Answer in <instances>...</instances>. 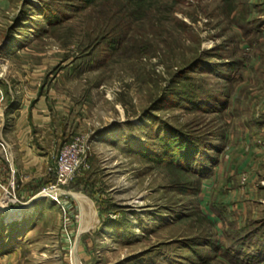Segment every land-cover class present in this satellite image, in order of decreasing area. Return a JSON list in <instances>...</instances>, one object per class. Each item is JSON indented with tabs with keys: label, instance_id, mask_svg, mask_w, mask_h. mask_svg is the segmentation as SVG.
<instances>
[{
	"label": "rangeland",
	"instance_id": "rangeland-1",
	"mask_svg": "<svg viewBox=\"0 0 264 264\" xmlns=\"http://www.w3.org/2000/svg\"><path fill=\"white\" fill-rule=\"evenodd\" d=\"M0 81V206L30 203L0 211V264H252L193 164L246 172L263 212L264 0H0ZM79 135L86 168L31 203Z\"/></svg>",
	"mask_w": 264,
	"mask_h": 264
},
{
	"label": "crops",
	"instance_id": "crops-1",
	"mask_svg": "<svg viewBox=\"0 0 264 264\" xmlns=\"http://www.w3.org/2000/svg\"><path fill=\"white\" fill-rule=\"evenodd\" d=\"M13 39H14L13 42H15V38H13ZM0 85H3L6 88V91L11 90L12 92H16V90L14 88V84H8V82H6V81H3V82L0 81ZM41 96L42 95L37 96L34 101L35 102H40V104L43 107V103L40 100ZM33 103L34 102L31 101V104H29L26 107V113H25L27 119H29L30 127H31V125H33V127H35V124H34V111H33V105H32ZM44 103H45L46 106H48L45 101H44ZM16 106L17 105H15V107ZM43 110H45L44 107H43ZM31 131H32V127L29 129V132H31ZM22 133L23 132H22V130L20 128L19 132L17 134L19 140H22L24 138ZM36 139H38V138H36ZM53 143H55V141ZM18 145H20V148H19L20 150L28 148V150L31 151L32 148H35L34 145H31V144L29 146H26V145L24 146V143L22 144L21 142H19ZM247 146H249V145H247ZM28 150L25 149V151H28ZM254 150H256V149L255 148L252 149V151H254ZM228 157L230 158L229 154L225 155V159H227ZM251 158H252V156H251ZM243 160H244V158H243ZM236 161H238V160H236ZM246 161H249V157H247ZM217 164L213 166L214 168H213V172H212L210 178L212 180L215 177V179L217 178V180H220V181L216 184V186L214 185V188L212 189V191L208 189V192H207V195L213 194V197H212L213 198L212 199V203L213 204L211 205V207H212V211H214V214L220 215L218 217H222L221 216L222 214L220 213V211H223V213H224L223 215L235 214L237 216V222L235 223V225L237 226V229L245 228L248 225V221L249 220L262 221L264 223V208H260V210L263 209V212L261 214H259V213L256 214L255 213L256 208L253 209L251 206L246 204L245 199H242V197H244L245 194H247L245 196L247 198L253 197L252 192L250 191L252 189L250 187V184H251L250 181L251 180H249V181L247 180L248 183L243 184L245 186H241L242 185L241 181L238 182V178L240 179V173H239L240 171H239L238 172L239 175L237 176V179H236L237 181L232 179L233 183H234V185L232 184L233 185L232 186L231 184H229V181L228 182L227 181H223L221 178H219L221 173L223 174L222 178L224 177V174H225V171H226L225 166H227V164H222V163H219L218 165ZM245 164H246V162H245ZM241 166H242V164H241ZM239 167H240V165L238 164L237 165V169ZM244 167H245V165L242 166V168H244ZM238 170H240V169H238ZM247 173H249V171ZM218 174H220V175H218ZM243 174H246V172L243 173ZM247 177H248V175H247ZM37 179L38 178H33V181L31 180V182H35V181H37ZM42 180L43 179H38V182H40ZM215 187H217V188H215ZM256 201H257V199H256ZM263 201H264V199L262 200V202ZM218 217H217V219L219 220L220 218H218ZM225 226L226 227L227 226L230 227V224L229 223L228 224L225 223ZM249 262H252V264H264V260H261V261L260 260H258V261H256V260L250 261L249 260Z\"/></svg>",
	"mask_w": 264,
	"mask_h": 264
},
{
	"label": "built area",
	"instance_id": "built-area-1",
	"mask_svg": "<svg viewBox=\"0 0 264 264\" xmlns=\"http://www.w3.org/2000/svg\"><path fill=\"white\" fill-rule=\"evenodd\" d=\"M255 140L256 143L264 148V136L261 135ZM89 154V140L84 135L76 136L71 141L65 143L60 150L56 167L54 170L51 168L55 173L54 177L56 182L45 187L43 191L46 189L57 188V186L70 182L82 168H86ZM247 180L248 177L246 174L241 175L240 181L242 184L246 183ZM57 196L58 195H55L53 197L58 199Z\"/></svg>",
	"mask_w": 264,
	"mask_h": 264
},
{
	"label": "trees",
	"instance_id": "trees-1",
	"mask_svg": "<svg viewBox=\"0 0 264 264\" xmlns=\"http://www.w3.org/2000/svg\"><path fill=\"white\" fill-rule=\"evenodd\" d=\"M24 10V8L22 9V11ZM20 20V19H19ZM11 31V29H10ZM173 137L172 141L173 142H170V143H173L174 145H178L179 144V137H177L175 134H172ZM176 143V144H175ZM187 144V142L184 140V141H181V143L179 144V147L178 149H180L179 151V156L178 157H183L186 155V153H192V147L190 146L188 148V150H183L184 148H182L183 146H185ZM186 151V152H185ZM194 166V169L199 173L201 174L200 176L201 177H208L211 175V173L213 172V166H208L207 164L206 165H203V163H200L198 160H196L195 158V162L193 164ZM203 170H205L203 172ZM52 181H55V180H52ZM80 180H79V187H80ZM78 187V188H79ZM75 188H77L75 186ZM81 188V187H80ZM37 188L33 189V193L32 195H34L35 192H39L41 190L38 189L37 191ZM90 196H93V195H90ZM94 197V196H93ZM218 207V206H217ZM220 213L222 214L221 216L223 218H225L226 215H223V211H220ZM234 221L231 222V226L233 229H235V224H233ZM104 223H105V220H104ZM237 233L238 235L244 239V241H246V243L248 244L249 248H248V252H247V257L250 261H258V260H264V223L262 221H254V220H249L248 221V225L245 227V228H240V229H237Z\"/></svg>",
	"mask_w": 264,
	"mask_h": 264
},
{
	"label": "bare ground",
	"instance_id": "bare-ground-1",
	"mask_svg": "<svg viewBox=\"0 0 264 264\" xmlns=\"http://www.w3.org/2000/svg\"><path fill=\"white\" fill-rule=\"evenodd\" d=\"M57 188H53V189H46L45 191L42 192L41 195L43 196H46L47 192L51 191V190H55ZM6 203L4 204V206H0V211H8L7 212V219L8 220H12V219H15V218H18V216L20 215L21 211L17 210L16 208H21V207H25L27 204H30V203H25L24 205H22L21 207H13V206H10L8 204L9 200L11 199H8V198H4ZM15 208V209H14ZM75 252V251H74ZM73 262H75L76 264V261H75V257L73 256Z\"/></svg>",
	"mask_w": 264,
	"mask_h": 264
},
{
	"label": "water",
	"instance_id": "water-1",
	"mask_svg": "<svg viewBox=\"0 0 264 264\" xmlns=\"http://www.w3.org/2000/svg\"><path fill=\"white\" fill-rule=\"evenodd\" d=\"M42 192H39L37 195H35L32 200L31 203H33L35 200L41 199L43 197V195H41Z\"/></svg>",
	"mask_w": 264,
	"mask_h": 264
}]
</instances>
